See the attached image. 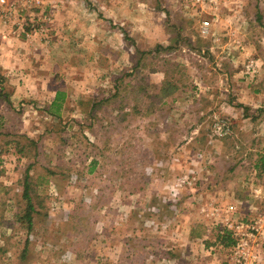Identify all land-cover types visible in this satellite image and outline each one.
I'll use <instances>...</instances> for the list:
<instances>
[{"label":"rangeland","instance_id":"rangeland-1","mask_svg":"<svg viewBox=\"0 0 264 264\" xmlns=\"http://www.w3.org/2000/svg\"><path fill=\"white\" fill-rule=\"evenodd\" d=\"M6 8L0 264H232L217 234L264 219V177L261 197L247 186L264 112L243 121L228 109L238 86L264 93V0H0ZM171 31L178 48L141 53L170 45ZM166 58L181 90L153 105ZM142 83L149 96L135 106ZM57 89L59 117L45 111ZM222 118L230 130L219 137ZM26 171L37 189L30 229L19 219ZM188 223L209 248L185 251ZM253 243L264 264V239Z\"/></svg>","mask_w":264,"mask_h":264},{"label":"trees","instance_id":"trees-1","mask_svg":"<svg viewBox=\"0 0 264 264\" xmlns=\"http://www.w3.org/2000/svg\"><path fill=\"white\" fill-rule=\"evenodd\" d=\"M173 34H175V38H173L172 43L170 45L164 46L163 44H157L155 49H149L148 51H141L142 54L147 55H154L159 54L160 51L170 52L171 50H174L178 48L179 41L183 40V35L181 32L171 31ZM164 67H163V80L156 91L155 94H152V103L153 105H158L160 102L165 103V101L168 98H174L175 93L179 92L180 85H179V79L176 78L175 72L178 70L177 64H175L171 58H166L164 60ZM140 63V62H138ZM132 90V96L134 100L135 106L141 102V99L143 97L149 96L146 91L145 85L142 83L141 85L137 84L136 86H133ZM182 88V87H181ZM151 96V95H150ZM66 100L65 91L57 90V93L54 97V99L47 104L45 111L51 115V116H61V110L63 103ZM161 105V106H162ZM134 106V107H135ZM15 111L14 109H11ZM152 109H150L149 113L151 114ZM12 119V117H10ZM9 119V120H10ZM261 168L264 170V156L261 160ZM2 184L0 183V186ZM35 185L33 179H31V175L28 171H26L23 179V197L25 198L27 205L26 209L24 210V213L20 215V221L22 223L26 222V226L30 229L32 227L33 222V214L36 211L35 208V202H34V194H36ZM217 237L221 242L224 244V246H231L234 244V239L231 237V234L229 231H225L223 233L217 234Z\"/></svg>","mask_w":264,"mask_h":264},{"label":"built area","instance_id":"built-area-1","mask_svg":"<svg viewBox=\"0 0 264 264\" xmlns=\"http://www.w3.org/2000/svg\"><path fill=\"white\" fill-rule=\"evenodd\" d=\"M0 13L7 18L11 15V11L7 8L0 9ZM18 24L23 25L21 21H19ZM200 31L203 34L208 32L206 22L201 23ZM212 130L215 135L221 137L229 132L230 125L226 119H217L213 124ZM257 173L256 169L252 170L249 184H247V186L252 194H254L253 196L259 198L263 194V189L256 183ZM186 178L189 177L187 176ZM226 227L230 232L231 237L234 239V244L231 246L230 250L232 264H260L261 253L256 251L254 243L252 244V238L259 237L264 239V219H258L251 225L228 221Z\"/></svg>","mask_w":264,"mask_h":264},{"label":"crops","instance_id":"crops-1","mask_svg":"<svg viewBox=\"0 0 264 264\" xmlns=\"http://www.w3.org/2000/svg\"><path fill=\"white\" fill-rule=\"evenodd\" d=\"M229 76L230 77H225L226 80L230 79L231 82H233V83L236 82V85L239 84V82L237 81V77H235L231 71L229 73ZM243 83H244V81H243ZM238 87H239V90H237V91H235V93H233V95L235 96L234 101L228 105V109L230 110L232 117L241 115V118H243V121L244 120L247 121L250 119H254V117L252 115L247 114L245 112L246 110L253 111V112L257 111L259 113L264 112V93H262V95H263L262 98L259 99V98L255 97V95H256L255 92H258V91L254 92L253 90L250 89V86L246 85L245 90L240 88V86H238ZM57 90H61V89H57ZM57 90L54 91L53 97L51 98L49 103L54 99V97L57 93ZM61 91H64V90H61ZM256 118H258V117H256ZM257 121L261 122V123L264 122V113H263V115H261L259 117V119ZM249 144L252 145L253 141H251ZM236 148H238V149L240 148V145L237 142H236ZM251 150H254V149H251ZM263 156H264V154L259 155V154L253 153L249 158V156L247 155V159H249V161H251V163H252V165H251L252 167L250 168V172H249V179L251 177V173H252L253 169L257 170V172H258L257 175L259 177L260 176L264 177V170L261 168V160H262ZM244 158H245V156H243V155H241L240 158H237V160L239 161L238 166L241 164H245ZM247 164L250 165V163H247ZM235 172L239 173V169H237V167L235 169ZM198 226L199 225H195L194 223H188V225H187V230H186L187 235H185L186 236L185 240L189 245V246H186L187 249H185V251H187V252L190 251L189 247L192 246L193 244H195L196 242L198 243V241H205V243H204L205 247L208 246V248H209L208 241H206L207 237H205V239H204V238H199V236L194 235V233L196 232V228ZM199 239H203V240H199ZM183 246H185V245L183 244ZM218 250L225 252L226 249L219 247ZM195 252H197V254H198V251H195Z\"/></svg>","mask_w":264,"mask_h":264}]
</instances>
